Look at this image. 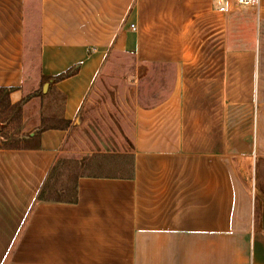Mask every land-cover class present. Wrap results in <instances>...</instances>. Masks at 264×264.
I'll list each match as a JSON object with an SVG mask.
<instances>
[{"label": "crops", "instance_id": "crops-1", "mask_svg": "<svg viewBox=\"0 0 264 264\" xmlns=\"http://www.w3.org/2000/svg\"><path fill=\"white\" fill-rule=\"evenodd\" d=\"M237 1L0 0V88L29 134L0 148V264H264V0ZM109 75L128 149L82 153L130 155L129 176L40 201Z\"/></svg>", "mask_w": 264, "mask_h": 264}, {"label": "rangeland", "instance_id": "rangeland-1", "mask_svg": "<svg viewBox=\"0 0 264 264\" xmlns=\"http://www.w3.org/2000/svg\"><path fill=\"white\" fill-rule=\"evenodd\" d=\"M122 58V63H125ZM145 70V67H144ZM125 74H117L119 77ZM111 75L98 83L94 90L95 105L90 114H86V126L92 125L95 135L86 137L84 129L76 131L71 153L60 155L56 166L42 189L44 199L71 200L75 194L76 181L82 175H110L129 176L131 167L130 155L99 158L83 154L82 151L94 152L98 148L122 152L128 149V140L131 133V115L122 104H115V98H123L130 94V83L126 77L117 83L118 90H114V79ZM145 71H142V76ZM149 83L144 77L138 85L139 103L145 105L148 97L160 96L159 91L148 87ZM134 90V89H133ZM134 95V91H133ZM29 97V96H28ZM59 100V99H58ZM66 123L58 116L44 120L42 129L49 127H66ZM90 131V127H85ZM22 112L11 105L8 97L0 93V148L23 147L28 145L29 134L23 133ZM76 151V152H75ZM264 218V207H263Z\"/></svg>", "mask_w": 264, "mask_h": 264}, {"label": "trees", "instance_id": "trees-1", "mask_svg": "<svg viewBox=\"0 0 264 264\" xmlns=\"http://www.w3.org/2000/svg\"><path fill=\"white\" fill-rule=\"evenodd\" d=\"M75 71L73 70H69L68 72L62 74L61 76H59L57 79H64L70 75H72ZM15 89L14 88H0V93L6 95L8 97V100H9V96L10 94L14 91ZM13 107L19 109V111H21V104H16V105H13ZM53 172V171H52ZM38 199L40 201H55V202H69V203H75L77 202L78 200V197H77V190L75 188V194H74V197L73 199L71 200H62V199H44L43 198V195H42V191L40 192L39 196H38Z\"/></svg>", "mask_w": 264, "mask_h": 264}, {"label": "built area", "instance_id": "built-area-1", "mask_svg": "<svg viewBox=\"0 0 264 264\" xmlns=\"http://www.w3.org/2000/svg\"><path fill=\"white\" fill-rule=\"evenodd\" d=\"M239 4H242V5H247L250 3V0H238L237 1ZM132 28H135L134 25L131 26Z\"/></svg>", "mask_w": 264, "mask_h": 264}]
</instances>
